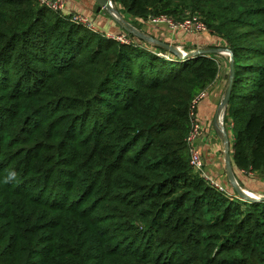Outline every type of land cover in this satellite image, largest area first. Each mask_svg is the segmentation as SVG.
<instances>
[{"label": "trees", "instance_id": "trees-1", "mask_svg": "<svg viewBox=\"0 0 264 264\" xmlns=\"http://www.w3.org/2000/svg\"><path fill=\"white\" fill-rule=\"evenodd\" d=\"M108 1L132 18L172 19L189 8L214 21L210 30L234 58L232 161L238 171L263 172L264 67L241 59L264 56L249 41L253 31L245 32L257 25L251 19L264 24V0ZM157 47L107 40L35 0H0V87L11 72L15 94L31 99L34 112L54 107L60 140L47 158L38 152L50 125L19 139L40 146L23 158L3 159L0 143V264H264V201L221 193L189 165V112L218 77L217 62ZM75 72L80 78L71 81ZM34 173L41 193L50 183L51 202L36 188L25 191ZM206 230L222 244L215 253Z\"/></svg>", "mask_w": 264, "mask_h": 264}, {"label": "rangeland", "instance_id": "rangeland-1", "mask_svg": "<svg viewBox=\"0 0 264 264\" xmlns=\"http://www.w3.org/2000/svg\"><path fill=\"white\" fill-rule=\"evenodd\" d=\"M63 1L65 4V9L59 15L67 17V18L73 15H81V14H75V13L69 14L66 2L65 0ZM109 2H110V8L105 9L102 7L101 11L103 14L102 19H104V21L109 20V22H111L114 25V28L112 30L104 31L100 29L96 25L95 23L96 21L93 19L92 16L84 15L88 17L90 20H92L93 25L95 26V32L98 36H102L105 39L108 37L116 38L117 36H124V40L126 42L134 44V45H138L141 47L144 45L143 44L144 38L139 37L138 34L141 35L140 33H142L150 37H153L154 39L157 40L158 43L162 45L161 46L159 44L156 45L152 43L153 49H156L154 47L159 46L165 49L167 53H169L170 55H172L173 53H178L182 59H185L186 57L194 58L195 56H200V55L206 56L208 58H212L217 62V65L219 68V73H218L217 78L223 85V90H224L223 99L225 98V95L227 94V91L229 90V94H228V100H229V96L231 94V85H232V81L234 78V69H233L234 58L230 50L228 49V44L225 42V40L221 36H219L218 34L210 30V27H209L210 23H213L214 21L213 20L208 21L205 17V13L203 14L201 12H196V11L194 12L189 8H183L182 10H180V15L178 14L179 16L177 15L175 16V18H172L174 20V23H180L181 21L189 18L190 16L199 18L200 22L206 27V30L202 32L197 31V32L191 33V32H187L182 29H179V28L171 29L166 24H154L151 22L153 18L151 16H148L146 18H132L131 16L127 15L125 10L121 8L119 5L113 3L112 1H109ZM261 19H262L261 17L251 19L253 23L257 25L254 28L248 26L247 28H245V32L253 31L252 33H254L255 36L252 37L251 40L249 41H251V43L254 45L253 46L254 49H257V50L261 49L264 51V28H263L264 24L262 22L259 23V20ZM128 26H131L134 30L136 29L140 33L133 32V31L131 32L129 30H126ZM247 44H249V42H247ZM124 46H128V45H124ZM166 47L172 48L174 52H170L168 48ZM182 56H186V57H182ZM241 61H243L244 64L247 63L250 65H257V66L264 67V56H261L260 58H258V60H253V58L247 57V58L241 59ZM13 77L14 75L10 72L7 86L4 85L2 86L3 88L0 87V136L3 137L2 141L0 139V143L2 145L1 152L4 153L5 155L3 156V159L7 158L8 157L7 155L9 154L18 155L20 153L22 154L19 157L23 158L26 153L25 151H27L28 152L27 154H29L31 150L36 151L35 148H40L38 144L37 145L32 144V142L28 143L27 145H24L21 142H19V139L23 135L29 136L31 134L32 135L35 134L36 131H39V130H35V127L37 126H41L40 127V129L42 128L41 133L44 134L46 132L47 125H50V128H49L50 131L46 135V137L48 138L46 140V146H43L39 150L38 153L39 155H43L45 158L54 155V153L57 154L58 153L57 145L60 144V140L58 139L56 135L53 136L54 127H52V124L54 122V111H55L54 107L51 108V107L44 106L38 112H34L36 110V106H35V103L34 104L32 103L31 99L26 100V99H23L21 96H17L15 94V91L13 90V84H14ZM79 78H80V74L78 72H75L73 76H70L69 79L71 81H77L79 80ZM201 94H204V97L199 100L198 98L200 97ZM205 97H206L205 90L201 91V93H199L196 96L195 99L197 100V103L195 106V115H196L199 102L203 100ZM223 99H222V102H223ZM228 100L225 102L224 106L220 105V110H222V112L225 114L224 132L226 131L227 135L225 136L228 137L227 138L229 140L227 141L228 145L230 144V147H228L227 151L228 150L230 151V154L228 151V155L231 161V155L233 154V141H234V135H235L234 128L236 126L234 125L233 121L230 118V113H229L230 105L228 104ZM14 119H16V121L14 122V125L12 126L10 125V122L13 121ZM5 131H10L12 136L14 134L15 135L13 137H10L8 134L5 133ZM212 133H213V139H214V135H215L214 130ZM73 135L74 137H77L76 130ZM205 136H206V129L203 128L202 136L198 142V148H199L200 141ZM60 137L62 138V136ZM36 140H37L36 142H40V143L43 142V139L40 137L36 138ZM218 144H219V152L223 157L224 147H223V142L221 141L220 135H219ZM69 149L71 151L77 150V149H72V148H69ZM47 165H52V163H48ZM204 167H205V164H204ZM63 169H68V168L64 167ZM225 169H226V165H225ZM30 177H31V180H33V184L32 185L28 184L27 185L28 188L25 189V191L30 193V191L36 188L38 190V194H37L38 198L44 201L48 199L51 202V197L49 195L50 192H48L49 187H51L50 183L47 184V186L45 185L46 190L44 193H41V191L44 190V187H42V179H41L42 176H40L38 173H34V174H31ZM52 177L54 179V174L52 175ZM11 178L12 176L5 177V179H7L8 181ZM14 181L15 183H14V186L12 187H16V188H17L16 183L22 182L19 179V177L14 178ZM234 181L236 182V184H238L236 179ZM217 183L220 185L218 181ZM222 189L225 193H229L228 191L224 190V188ZM242 191L243 193H245L244 190ZM93 198L94 196L91 193L90 195L86 196V199L81 204H84V207H86V205L92 202ZM68 205L70 204H67V206ZM201 234H202V238H204L208 243L212 244L214 253L215 251L222 248V244L220 243V241L216 240L215 238L216 234L213 233V231L206 230V231H202ZM122 235L120 236L121 238L120 241L124 239ZM2 245L3 244H0V247H2ZM36 249H39V245L36 246ZM196 249H197V246L195 247L194 255H196ZM214 253H213V256H214ZM166 255H167L166 256L167 259L174 260L173 257L175 256H172V254H166ZM182 256L185 257L184 255ZM177 257H179V255H177ZM225 257L231 258L229 256H225ZM231 259L229 260L231 261ZM41 260L42 259L39 257L32 258L33 262H41ZM249 263L259 264L255 261V259H249Z\"/></svg>", "mask_w": 264, "mask_h": 264}, {"label": "crops", "instance_id": "crops-1", "mask_svg": "<svg viewBox=\"0 0 264 264\" xmlns=\"http://www.w3.org/2000/svg\"><path fill=\"white\" fill-rule=\"evenodd\" d=\"M65 2L69 14L75 13L92 16L93 19L96 21V25L104 31L112 30L114 28V25L109 22V20L104 21V19H102V8H100L99 4L95 0H65ZM127 28L126 30H129L131 32H138L136 29L134 30L131 26H128ZM140 34L144 38V47H147L148 45V47L152 48V43L158 45L157 40L153 37L142 33ZM204 90L206 92V97L199 102L196 111V117L198 121L200 122L202 127L206 129V136L199 143V149L205 164L204 169L209 175H211L216 181L220 183L221 187L224 188V190L228 191L229 193H236L235 189L233 188V185L228 179L227 171L225 169V140H229L227 139L228 137L225 136L227 135L226 131L224 132L225 114L222 112V110H220V105L222 103L224 95L223 85L218 80V78H216V80H214ZM213 130L215 133L214 139L212 133ZM219 135L221 137V141L223 142L224 147L223 157L219 152ZM230 162L231 164H233L232 155ZM231 168L233 178L234 180H237V186L240 188L241 191L244 190V192L247 195H250L251 197L264 198V171L261 173H242L241 171L235 169L234 164L231 165Z\"/></svg>", "mask_w": 264, "mask_h": 264}, {"label": "built area", "instance_id": "built-area-1", "mask_svg": "<svg viewBox=\"0 0 264 264\" xmlns=\"http://www.w3.org/2000/svg\"><path fill=\"white\" fill-rule=\"evenodd\" d=\"M40 6L46 7L51 12L60 14L65 9V4L63 0H35ZM73 24L82 27L88 32H95V26L93 25L92 20L84 15H73L68 18ZM154 24H166L171 29H182L187 32H197L205 31L206 27L200 22V19L194 16H190L187 19H184L180 23H174V20L166 17H153L151 20ZM107 40L118 42L121 45H132L124 40V36L108 37ZM161 56V55H159ZM164 58H170L168 56H163ZM204 97V94H201L198 98L199 100ZM197 100L195 99L192 102V110L189 112V127L188 134L186 137V147L189 156V165L192 171L199 176V178L208 184L210 187L219 190L221 193H224L222 187L217 183L212 176L208 175L204 170V161L201 156V152L198 148V142L202 136V125L198 122L195 115V106ZM245 173L244 171H241Z\"/></svg>", "mask_w": 264, "mask_h": 264}, {"label": "water", "instance_id": "water-1", "mask_svg": "<svg viewBox=\"0 0 264 264\" xmlns=\"http://www.w3.org/2000/svg\"><path fill=\"white\" fill-rule=\"evenodd\" d=\"M95 1L99 4L100 8H102V7L105 9L110 8V2L108 0H95ZM139 37H142V36L139 35ZM158 44L161 45L160 43H158ZM166 48H168V50L170 52H174V50L172 48H170V47H166ZM172 55L175 57L181 58V56L178 53H173ZM166 56L169 57V55H166ZM182 57H186V56H182ZM231 66H232V64H231ZM228 94H229V90L227 91V94L225 95V98L223 99V102L221 104L222 106H224L225 102L228 100ZM225 141H226V143H225V149H226L225 160H226L227 176H228V179L230 180L231 184L233 185V188L235 189L237 195L246 201H255V202L264 201V198H261V197L256 198V197H251L250 195H246L237 186L236 182L234 181L233 175H232L231 162H230V158H229L228 151H227L229 145H228L227 140H225Z\"/></svg>", "mask_w": 264, "mask_h": 264}]
</instances>
